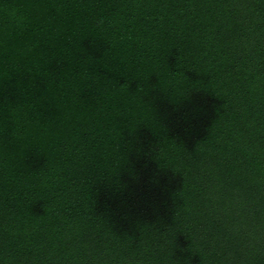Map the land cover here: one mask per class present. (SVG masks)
<instances>
[{
  "label": "trees",
  "instance_id": "1",
  "mask_svg": "<svg viewBox=\"0 0 264 264\" xmlns=\"http://www.w3.org/2000/svg\"><path fill=\"white\" fill-rule=\"evenodd\" d=\"M0 264H264V0H0Z\"/></svg>",
  "mask_w": 264,
  "mask_h": 264
}]
</instances>
